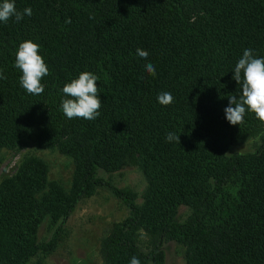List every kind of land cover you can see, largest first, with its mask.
<instances>
[{"label":"trees","instance_id":"trees-1","mask_svg":"<svg viewBox=\"0 0 264 264\" xmlns=\"http://www.w3.org/2000/svg\"><path fill=\"white\" fill-rule=\"evenodd\" d=\"M14 2L32 15L0 22V149L20 151L36 134L39 146L71 158L74 176L66 191L31 158L0 181V264L49 254L78 203L101 187L128 210L103 243V264H129L133 256L161 264L169 240L183 246L186 264H264V122L246 111L242 124L231 125L224 113L228 97L241 94L232 77L243 51L264 58V0ZM26 40L40 45L49 69L42 95L28 94L14 67ZM84 71L99 78L100 115L68 119L62 88ZM163 92L172 104L158 103ZM251 139L253 150L230 151ZM123 166L146 181L140 204L130 189L98 175ZM180 206L190 210L182 220ZM45 219L52 233L40 241Z\"/></svg>","mask_w":264,"mask_h":264},{"label":"rangeland","instance_id":"rangeland-1","mask_svg":"<svg viewBox=\"0 0 264 264\" xmlns=\"http://www.w3.org/2000/svg\"><path fill=\"white\" fill-rule=\"evenodd\" d=\"M257 144V140L251 139L230 151H251ZM31 158L39 159L45 164L48 182H54L66 191L71 189L73 161L55 147L39 146L36 134L29 138L25 148L20 151L0 149V181L13 175L21 162ZM98 175L113 186L130 189L137 197L136 202H142L141 194L146 181L137 168L123 166L112 173L100 170ZM189 212L188 207L180 206L176 218L182 220ZM127 215V208L108 187L98 188L94 195L83 198L66 219L63 232L53 250L44 257L34 258L31 264H103V243L114 225ZM51 233L50 221L45 219L39 227L37 237L40 241H46ZM147 241L149 242V237L142 233L139 237L140 246L146 249ZM183 251V246L177 241L164 242L161 264H186Z\"/></svg>","mask_w":264,"mask_h":264},{"label":"clouds","instance_id":"clouds-1","mask_svg":"<svg viewBox=\"0 0 264 264\" xmlns=\"http://www.w3.org/2000/svg\"><path fill=\"white\" fill-rule=\"evenodd\" d=\"M24 15L31 16L32 9L25 8L20 12L14 0H3L0 3V22L7 23L13 17L19 22ZM70 22V19L65 21ZM39 53L40 45L31 40L21 42L15 53L14 67L21 73L19 83L31 95L43 94L44 86L41 81L49 75L48 66ZM136 55L145 60L148 57L147 51L143 49H137ZM145 71L153 77L156 75L155 66L151 63L145 65ZM232 78L241 85V94L239 98L228 97V106L224 109L226 120L231 125H240L248 111L264 122V58H256L252 49H245L235 65ZM0 79H6L2 72ZM98 79L92 72L84 71L78 78L63 86L62 93L68 98L62 99L61 108L68 119L95 120L100 115L102 102L97 87ZM157 101L163 106H168L172 104L173 96L169 92H163L158 94ZM166 140L179 143V136L168 133ZM129 264H141V261L133 256Z\"/></svg>","mask_w":264,"mask_h":264}]
</instances>
